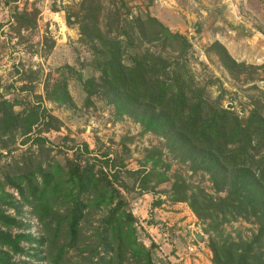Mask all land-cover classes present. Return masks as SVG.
<instances>
[{"label": "rangeland", "instance_id": "rangeland-1", "mask_svg": "<svg viewBox=\"0 0 264 264\" xmlns=\"http://www.w3.org/2000/svg\"><path fill=\"white\" fill-rule=\"evenodd\" d=\"M81 2L0 0V103L9 102L16 113L35 109L52 117L46 122L57 127L48 131L41 116L28 134H0V237L19 242L21 249L16 254L0 243V264H56L61 251L59 264H103L111 256L109 244L101 241L104 220L119 201L126 202L122 211L135 220L134 239L150 250L153 264H223L230 259L231 264H264V240L260 252L239 262L258 235L256 225L213 212L215 228L212 212L202 216L193 208L196 200L213 209L226 198L225 189L219 192L209 175L181 163L163 137L119 115L85 88V81L100 74L88 66L93 55L82 43L80 20H67L80 12ZM98 3L100 28L111 39L119 36L116 19L110 17L115 8L125 24L151 18L180 35L184 45L162 38L144 48L179 62L185 78L206 90L210 102L245 118L255 105L264 107V0ZM221 49L236 70L224 65ZM57 83H64L72 104L61 105L50 96ZM79 163L93 168L96 177L100 171L106 174L102 194L112 204L96 208V196L73 183ZM81 202L87 207L77 243L69 248L70 228L66 224L58 233V220ZM195 232L204 243L194 239ZM190 246L197 252L191 253ZM124 264H133L129 254Z\"/></svg>", "mask_w": 264, "mask_h": 264}, {"label": "trees", "instance_id": "trees-1", "mask_svg": "<svg viewBox=\"0 0 264 264\" xmlns=\"http://www.w3.org/2000/svg\"><path fill=\"white\" fill-rule=\"evenodd\" d=\"M98 5V0H82L78 5L80 12L67 18L71 21L76 16L80 20L82 43L93 55L88 66L100 74L98 78L85 81V88L92 96L113 105L119 115H127L147 131L163 137L181 163H189L194 171L201 170L209 175L219 192L226 190V198L219 200L213 209L206 204L199 206L196 200L192 201V206L202 216L212 212L209 218L213 225L217 216L213 212H216L222 219H241L257 226L258 235L246 245L244 254L238 256L240 263H246L254 253L261 251L264 240V107L255 105L245 118L210 102L206 90L195 85L192 79L185 78V67L181 68L179 62L152 52L153 47L144 48L153 46L162 38L165 43L184 41V45L185 40L180 35L170 33L151 18L136 17L130 24H125L120 10L115 8L110 17L116 19L119 36L115 37L116 40L111 39L100 28L101 9ZM220 54L224 65L230 71L236 70L238 66L227 52L221 49ZM50 96L61 105L72 104L64 83H57ZM41 116L48 131L57 129L46 122L47 118L53 120L52 117L40 115L35 109L27 114L16 113L12 104L2 102L0 134L17 130L28 134L36 118L38 120ZM76 167L71 174L72 181L82 192L96 196L95 207L112 204V201L105 203L102 194L107 189L106 174L100 171L101 176L96 177L93 168L82 163ZM130 173L139 174V171ZM142 188L145 187L142 185ZM111 194L114 197L113 192ZM125 205V201H119L104 220L101 241L109 244L111 256L102 263L124 264L129 254L133 264H153L150 250L138 246L134 239L132 223L135 220L131 214L122 211ZM86 207L83 202L78 203L73 210L67 211L64 219L58 220V233L66 224L70 228L69 248H74L77 243V229ZM0 243L16 254L21 252L17 241L0 237ZM230 251H235L234 246ZM63 257L61 251L55 263L59 264ZM231 262L232 259L223 264Z\"/></svg>", "mask_w": 264, "mask_h": 264}, {"label": "water", "instance_id": "water-1", "mask_svg": "<svg viewBox=\"0 0 264 264\" xmlns=\"http://www.w3.org/2000/svg\"><path fill=\"white\" fill-rule=\"evenodd\" d=\"M230 109H232V107H230ZM243 113V112H242ZM193 236H194V239L198 242V243H200V244H202V243H204V237L201 235V234H199V233H193Z\"/></svg>", "mask_w": 264, "mask_h": 264}, {"label": "built area", "instance_id": "built-area-1", "mask_svg": "<svg viewBox=\"0 0 264 264\" xmlns=\"http://www.w3.org/2000/svg\"><path fill=\"white\" fill-rule=\"evenodd\" d=\"M189 250H190L191 253H193V252H195V251L197 252V249H196V247H194V246H190V247H189Z\"/></svg>", "mask_w": 264, "mask_h": 264}]
</instances>
